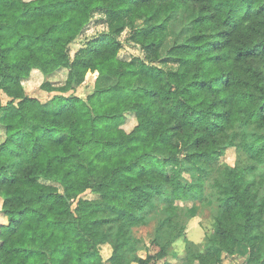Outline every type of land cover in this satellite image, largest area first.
<instances>
[{"label": "trees", "instance_id": "obj_1", "mask_svg": "<svg viewBox=\"0 0 264 264\" xmlns=\"http://www.w3.org/2000/svg\"><path fill=\"white\" fill-rule=\"evenodd\" d=\"M182 9L185 38L166 51L176 66H157ZM96 12L107 31L71 58ZM126 31L143 58L120 55ZM62 68L64 85L24 93L32 71ZM88 72L93 91L65 96ZM206 182L219 212L195 243L184 201ZM0 199V264H104V244L110 264H171L181 238L180 264H264V0H0ZM158 201L159 250L141 257L134 231Z\"/></svg>", "mask_w": 264, "mask_h": 264}, {"label": "rangeland", "instance_id": "obj_2", "mask_svg": "<svg viewBox=\"0 0 264 264\" xmlns=\"http://www.w3.org/2000/svg\"><path fill=\"white\" fill-rule=\"evenodd\" d=\"M189 20V13L182 9L177 15L176 19L169 23L166 37L163 41L162 47L160 49L161 58L155 62L157 66L164 68H174L176 66L173 60L167 59L166 51L175 43H180L184 40V26ZM103 31H107V25L105 22V16L101 12H96L92 16V20L89 25L86 27L82 35L69 46V54L70 57L73 58L75 52L81 48L87 40L96 37ZM128 32H124L120 37L123 42V47L120 55L125 58H132L134 56H139L143 58L142 52L139 48L134 45L128 38ZM149 64V63H147ZM68 70L65 68L59 69L53 72L51 75H43L38 71H32L30 75L23 80V89L26 95H37L39 86L45 82H50L53 86L59 87L64 85L65 79L67 76ZM97 72L91 73L88 72L85 76L84 82L77 86L73 91H69L64 93L65 96L69 94H76L82 98H85L88 94L93 91L94 84L97 78ZM59 94L58 91L52 92L51 94H47L44 96L45 99H49L51 96ZM1 101L3 104L7 101V97L4 94H1ZM46 109L52 111L53 108L57 109L59 106H52L50 103H46ZM135 125V120L133 115H128L126 117V122L124 124V128L129 131ZM251 131V129H248ZM235 160L234 153H226V155L221 159L226 163L232 164ZM182 177L189 183L197 182V174L191 172L187 167H183ZM202 189V197L200 199H186L184 201V205L187 207L195 208L196 214L189 219L185 237L195 243L204 242L207 236H210L213 232V222L214 218L219 212V207L216 203L207 204V200L209 199L208 193V182L201 185ZM82 198L85 199H95L96 195L92 194L90 191H86L81 195ZM1 206V199H0ZM163 203L158 201V206L156 210L150 214L148 222L146 225L141 226L135 229L134 234L139 239L140 243L138 244V255L144 257L147 253H155L159 250L158 247L151 244L152 239L155 237V229L158 222L164 218L167 214L162 210ZM169 259L171 264H180L181 259L184 254V242L183 239H179L169 248ZM101 256L103 258L104 264H110L108 262V258L111 254V246L109 244H104L100 248ZM175 253L176 258L171 259V254ZM245 259V249L239 248L236 255L231 258L232 263H244Z\"/></svg>", "mask_w": 264, "mask_h": 264}, {"label": "clouds", "instance_id": "obj_3", "mask_svg": "<svg viewBox=\"0 0 264 264\" xmlns=\"http://www.w3.org/2000/svg\"><path fill=\"white\" fill-rule=\"evenodd\" d=\"M235 165H233V167H234Z\"/></svg>", "mask_w": 264, "mask_h": 264}]
</instances>
